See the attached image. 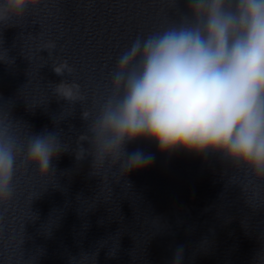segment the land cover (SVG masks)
<instances>
[{"label":"clouds","instance_id":"9594fccd","mask_svg":"<svg viewBox=\"0 0 264 264\" xmlns=\"http://www.w3.org/2000/svg\"><path fill=\"white\" fill-rule=\"evenodd\" d=\"M42 0H0V29L19 24ZM177 4L175 0L174 5ZM179 12V11H178ZM55 48L50 41L45 49ZM0 63H13L0 47ZM56 75H71L64 60ZM59 99L87 100L81 85L62 79ZM0 101V204L15 194L21 167L42 178L55 174L53 161L68 151L59 132L39 134L13 118ZM87 132L80 136L76 159L92 157L93 175L113 170L126 178L147 168L151 154L127 152L139 139L154 142L162 153L185 151L218 155L253 210L264 203V0H187L179 20L145 36L138 35L118 56L106 94L84 109ZM260 201L261 203H258ZM114 253H110L113 255ZM183 247L173 264H181ZM264 264V248L254 257Z\"/></svg>","mask_w":264,"mask_h":264}]
</instances>
